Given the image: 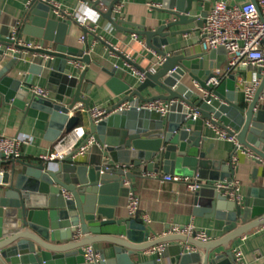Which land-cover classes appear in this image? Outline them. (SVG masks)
<instances>
[{
    "label": "water",
    "instance_id": "water-1",
    "mask_svg": "<svg viewBox=\"0 0 264 264\" xmlns=\"http://www.w3.org/2000/svg\"><path fill=\"white\" fill-rule=\"evenodd\" d=\"M50 1L31 0L26 9L18 38L27 35L40 47L20 48L27 51V59L39 55L38 62H32L25 71L20 65L23 55L12 56L0 69V108L2 112L11 106L24 114L30 109L46 113V138L55 141L84 124V112L76 107L80 103L97 149L89 160L74 159L73 153L52 161L56 167L37 159L7 160L11 168L4 172L0 185V264H238L232 243L264 226V69L258 70L261 83L247 101L234 75L218 85L211 82L217 76L215 68L226 59L223 46L204 53H188L185 46L167 48L178 36L204 26L213 0H162L157 8L162 16L149 25L117 18L115 8L121 0H79L68 12H57ZM83 3L102 17L95 32L78 20ZM101 4L104 11L99 8ZM230 4L236 2L230 0ZM106 21L117 31L141 37L146 49L164 60L152 70V66L143 68L118 53L101 38ZM73 25L82 28V48L66 43ZM187 25L193 27L176 29ZM89 35L144 73V80L107 58L104 64V57L94 52ZM13 44L0 37V61L11 56L8 49ZM143 57L149 59L147 54ZM89 70L105 73L106 86L121 97L107 107L110 115L98 122L88 113L94 84L87 77ZM41 75L47 79L49 97L32 91L34 77ZM188 79L198 83L203 92L191 88ZM158 100L172 102L166 115L137 107ZM125 102L132 107L113 112ZM73 109L78 110L71 115ZM195 111L203 121L200 129L191 128L197 123ZM206 125L235 137L233 154L238 149L253 153L254 183L240 201L216 188L215 182L234 180L236 165L210 156L214 144L203 149L208 140ZM151 173L179 175L199 184L191 195L194 214L214 219L215 228L225 234L202 242L171 234L167 227L164 235L157 236L139 214L120 215V198L134 191L132 179ZM126 182L130 184L125 186ZM78 232L81 236L76 239ZM101 243L109 245L99 248ZM87 245L99 251V263L86 262L83 248ZM158 245H165V249L146 259L145 251ZM106 249L111 250L110 256Z\"/></svg>",
    "mask_w": 264,
    "mask_h": 264
},
{
    "label": "crops",
    "instance_id": "crops-1",
    "mask_svg": "<svg viewBox=\"0 0 264 264\" xmlns=\"http://www.w3.org/2000/svg\"><path fill=\"white\" fill-rule=\"evenodd\" d=\"M31 0H0V34L1 37H6L10 34L11 29L18 23L22 24V20L26 13V9ZM61 4L63 11L68 12L72 9L79 0H53ZM230 1V0H229ZM237 4L243 3L248 0H234ZM162 0H121L120 8L115 12L117 18H121L125 21L135 24H146L154 22V18L161 17L162 13L157 11L158 6ZM100 10L104 11V5L99 6ZM79 18L84 16L88 17V25L97 28V25L102 20L99 12L92 9L88 3H83L81 12L78 13ZM23 25V24H22ZM130 27V25H124ZM193 25L179 26L176 29L190 28ZM92 31V30H91ZM95 32V31H92ZM101 38L104 39L108 45L112 46L118 53L125 54L132 58L138 65L143 68H149L152 66L151 60H156V56L152 51L147 50L144 45V40L139 37L135 38L136 34H132L124 31L115 30L109 22H105L100 32ZM84 37L82 28L80 26L73 25L71 28V34L67 36L66 43L72 44L77 47H83ZM23 40H28L27 35L22 36ZM89 41L92 44L94 52L102 57L111 60L115 64L121 67L129 69L133 73V68L126 64L116 52H112L107 45L98 42L93 36H88ZM31 40L36 41L34 38ZM202 34L200 30L194 31L187 35L178 36L175 44L169 45L167 48L170 50L185 46L188 53H204L202 46ZM3 47V46H0ZM143 54H147L148 58H144ZM38 56L35 55L32 59H27V53L23 54L25 59L20 60L25 71L28 70L32 62H38ZM219 56H224L220 54ZM12 56H7L0 61V69L5 66ZM206 65L209 64L208 56H205ZM226 65V59L221 67ZM99 70V67H95ZM258 72V69L251 66H239L231 73L223 76L220 83L229 80L231 75L236 77V82L243 91V85L241 81L243 79H250L252 75ZM134 75V74H133ZM88 78L94 80L91 92V104L90 107H109L114 102H117L121 97L115 95L110 88L106 86V80L108 76L99 72L96 73L93 70H89L87 74ZM136 77V76H135ZM137 78V77H136ZM184 80V79H183ZM189 86L196 91L203 92L200 85L194 82L192 79H188ZM47 88V79L43 75L35 76L33 79V85ZM229 91V90H228ZM227 91V92H228ZM50 92V91H49ZM51 94V92H50ZM244 94V92H243ZM194 98L192 97V100ZM76 107H82L80 103ZM72 115V113H71ZM197 123L192 126V129H200L203 125V121L200 116L196 118ZM47 123L48 115L46 113L30 109L27 114H24L22 110L16 109L11 106H6L4 111L0 108V133L7 136H21L29 139L28 143L22 145L21 159L25 160H42L41 156L47 154L53 149L55 141H51L46 138L47 135ZM83 125L88 132V116L84 112V124ZM204 135L208 137V140L204 142V148L207 149L210 144H214V148L210 156L214 158H222L230 162L232 154L235 150V143L229 139H221L217 136V128L206 125V131ZM97 145H95L90 154L83 156L81 159L89 160L96 151ZM252 157L239 154V162L236 164V175L233 181H236L241 186V193L245 195L246 189L249 185L254 183L252 179L254 164L252 163ZM56 162H51V165L56 167ZM0 168L6 172L11 168V164L7 159L0 157ZM164 174L151 173L148 177L140 178L135 177L132 179L134 185V193L140 197L141 200V213L146 212L151 222L147 223L149 227L153 229L157 236L165 234L167 227L173 225H185L190 222H194L195 226L199 229H204L213 239L222 237L225 232L217 230L214 225V219L205 216H197L193 212V202L191 199L192 193H190L184 182L166 181L163 179ZM130 183L126 182L125 186ZM128 197L120 198V215H127L126 204ZM109 244L101 243L99 248H106ZM190 246V245H189ZM234 248L242 252L243 264H264V226L256 228L246 235L238 238L231 245V249ZM193 250H196L194 248ZM106 253L111 255V250L106 249ZM145 257L154 258L156 253H152L151 249L145 251Z\"/></svg>",
    "mask_w": 264,
    "mask_h": 264
},
{
    "label": "built area",
    "instance_id": "built-area-1",
    "mask_svg": "<svg viewBox=\"0 0 264 264\" xmlns=\"http://www.w3.org/2000/svg\"><path fill=\"white\" fill-rule=\"evenodd\" d=\"M57 12L62 10L61 4L50 1ZM120 5H117L115 10L118 11ZM78 20L82 26L88 27L90 30L95 31L96 27L88 25V17L84 16ZM21 24H17L11 29V32L6 38L14 41L12 47L8 49V52L13 57H20L24 53H27L26 48H38L40 44L31 39L23 40L18 38ZM202 34V49L209 52L213 49H217L223 46L226 49V65L224 67L215 68L214 72L217 75L211 79L214 85L220 84V80L223 76L231 73L239 66H251L256 69H264V0H248L243 3H236L231 5L230 1L213 0L206 22L200 29ZM1 37V34H0ZM135 38H138L135 35ZM84 39V37H82ZM47 58V56H44ZM164 58L158 56L152 64V70H155ZM81 66L80 64H78ZM263 73V71H262ZM133 74L139 79L144 80V73L133 68ZM243 85L244 97L247 101H250L257 88L261 83L259 72H255L250 79H243L241 81ZM32 91L42 97H49L50 92L44 87L34 86ZM261 101L264 103V92L261 95ZM172 102L165 101H151L146 103H140L137 107L139 109L156 110L162 115H166L169 112V107ZM132 104L125 102L113 112L123 111L130 109ZM81 111L86 112L84 108L79 107ZM78 109H73L70 114H76ZM90 116L96 121H100L110 115L107 112V107H90L88 110ZM199 116L198 112L193 113L194 119ZM217 136L221 139H229L235 143L237 142L234 136H229L228 132L217 128ZM29 139L21 136H7L0 133V157L5 159L20 158L22 145L28 143ZM97 145V142L93 136H90L83 125L76 126L71 132L63 134L54 144L53 149L41 156L43 161H58L66 158L67 156L75 153L72 158H82L90 154L92 148ZM243 154L249 157H253V153L248 151L237 150L231 157L230 162L236 165L239 162V154ZM264 164V162H263ZM4 171L0 168V185L3 184ZM163 179L166 181L184 182L188 191L193 193L199 184H192L188 178L181 177L179 175H164ZM216 188L221 191L224 190V195H228L230 199L235 201L241 200V186L236 181H218L215 182ZM68 196V194H67ZM126 211L128 216L133 217L139 214L146 223L151 222L149 215L146 212L141 213V200L140 197L134 192H130L128 202L126 204ZM171 234H180L188 237H192L196 240L207 242L212 240V237L204 229H199L195 226L194 222H190L185 225H173L169 229ZM80 232L75 236L79 239ZM191 250L194 247H190ZM165 249V245H158L151 248L152 253H158ZM85 252V260L88 263H99L102 260V256L93 245H87L83 248ZM233 253L236 257L238 264H243L242 252L234 248Z\"/></svg>",
    "mask_w": 264,
    "mask_h": 264
}]
</instances>
